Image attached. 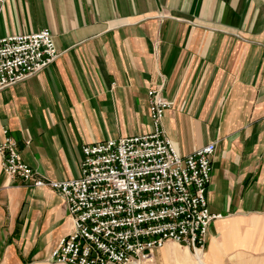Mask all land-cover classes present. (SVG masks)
Here are the masks:
<instances>
[{"label":"crops","instance_id":"1","mask_svg":"<svg viewBox=\"0 0 264 264\" xmlns=\"http://www.w3.org/2000/svg\"><path fill=\"white\" fill-rule=\"evenodd\" d=\"M49 28L60 56L0 90L3 129L53 180L81 175L83 145L149 132L151 88L181 155L216 142L206 264H264V0H0V38ZM74 228L48 186L0 153V264H55Z\"/></svg>","mask_w":264,"mask_h":264},{"label":"built area","instance_id":"2","mask_svg":"<svg viewBox=\"0 0 264 264\" xmlns=\"http://www.w3.org/2000/svg\"><path fill=\"white\" fill-rule=\"evenodd\" d=\"M49 28L0 38V90L44 70L59 56ZM149 132L83 145L81 175L53 180L24 162L7 129L0 142L10 177L62 194L74 222L51 253L55 264H140L173 240L204 251L212 213L207 192L216 142L181 155L163 117L173 101L151 88Z\"/></svg>","mask_w":264,"mask_h":264},{"label":"rangeland","instance_id":"3","mask_svg":"<svg viewBox=\"0 0 264 264\" xmlns=\"http://www.w3.org/2000/svg\"><path fill=\"white\" fill-rule=\"evenodd\" d=\"M195 255V252L186 246L170 240L155 251L152 260L140 264H198Z\"/></svg>","mask_w":264,"mask_h":264},{"label":"bare ground","instance_id":"4","mask_svg":"<svg viewBox=\"0 0 264 264\" xmlns=\"http://www.w3.org/2000/svg\"><path fill=\"white\" fill-rule=\"evenodd\" d=\"M203 252L204 251L197 250V252L195 253L196 254L195 256H196L198 264H206L205 261H204L205 254Z\"/></svg>","mask_w":264,"mask_h":264}]
</instances>
